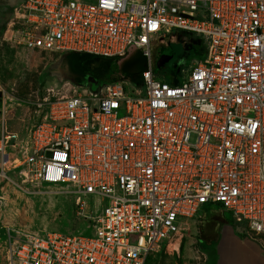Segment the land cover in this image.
I'll list each match as a JSON object with an SVG mask.
<instances>
[{"label": "built area", "instance_id": "obj_1", "mask_svg": "<svg viewBox=\"0 0 264 264\" xmlns=\"http://www.w3.org/2000/svg\"><path fill=\"white\" fill-rule=\"evenodd\" d=\"M14 17L5 38L27 51L123 58L134 47L147 67L130 91L116 81L34 104L20 183L61 187L84 218L95 199L98 214L90 237L7 230L5 264H146L213 206L264 236V0H21ZM172 32L202 55L164 80L151 43ZM5 118L2 101L0 184L13 183L18 141Z\"/></svg>", "mask_w": 264, "mask_h": 264}, {"label": "rangeland", "instance_id": "obj_2", "mask_svg": "<svg viewBox=\"0 0 264 264\" xmlns=\"http://www.w3.org/2000/svg\"><path fill=\"white\" fill-rule=\"evenodd\" d=\"M20 3L21 0H0V106L4 101L7 130L18 134L16 147L7 148L12 158L8 175L13 183L4 181L0 184V264H5L7 230L35 234L57 232L90 237L94 232L91 229V220L97 212L95 199L85 200L87 217L84 218L77 215L75 198L53 193L61 187L20 183L17 172L23 153L22 145H25L27 140L29 125L37 116L34 104L44 99L54 100L92 91V86L81 85L78 77L69 78L62 66H67L69 74H82L90 64L89 59L73 55L64 59L57 53L27 51L5 38L9 24L15 23V10ZM17 27V24H12L11 28L16 30ZM197 48L198 45L185 32H172L165 37H154L151 43L153 72L160 79L170 80L169 73L172 70L199 55ZM121 77L125 79L123 83L126 85V91L142 86L139 76L135 81L130 80L128 76ZM212 208L216 209L215 206ZM222 217L224 225L216 232L219 239L228 235L264 241V236L252 233L246 224L235 222L231 213L224 211ZM191 229L189 223L176 240L171 241L168 250L165 247L158 253H153L148 264H213V253L217 251L218 240L204 247L205 243H198L196 233Z\"/></svg>", "mask_w": 264, "mask_h": 264}, {"label": "crops", "instance_id": "obj_3", "mask_svg": "<svg viewBox=\"0 0 264 264\" xmlns=\"http://www.w3.org/2000/svg\"><path fill=\"white\" fill-rule=\"evenodd\" d=\"M114 60L117 62H113ZM97 64L101 68L102 77H106L103 74L112 72L115 75L128 76L130 80L135 81L146 69L147 60L139 49L130 47L123 58H100L95 64V68H97ZM208 208L204 207L199 212V216L193 221L191 220L192 222L187 221L185 227L190 223L191 230L196 233L198 243L204 242V247L206 244L218 240L217 251L213 253L215 258L213 264H264V241L253 240L251 237H242L241 239L236 236L229 237L224 235L225 233L219 239L216 232L224 225L223 212L212 207ZM212 249L215 251L214 247Z\"/></svg>", "mask_w": 264, "mask_h": 264}, {"label": "trees", "instance_id": "obj_4", "mask_svg": "<svg viewBox=\"0 0 264 264\" xmlns=\"http://www.w3.org/2000/svg\"><path fill=\"white\" fill-rule=\"evenodd\" d=\"M196 44L198 45V48L196 49V51L199 53V55L194 56V57H200L202 55L201 46L198 43ZM72 55L89 59L90 64L87 66V69L82 74H69L67 66H64L62 64L64 72H66L69 75L68 76L69 78L78 77L77 79L81 81L82 83L81 85L90 84V86H92V91L103 84H107L110 82H116V81L121 82L125 80L123 77H121V75H117V74L115 75L112 72L103 74V75H106V77L105 76H104L105 78L102 77L101 68H99L98 64H97V68H95L96 67L95 64L97 63V61H99L100 58H103V57H98V56H93V55H88V54H83V53H73V52L62 54L60 57L67 59ZM102 81H105V82H102ZM146 264H148V261Z\"/></svg>", "mask_w": 264, "mask_h": 264}]
</instances>
